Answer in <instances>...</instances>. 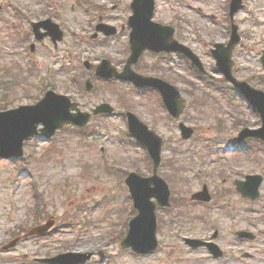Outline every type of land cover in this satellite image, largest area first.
I'll return each mask as SVG.
<instances>
[{"label":"rangeland","instance_id":"374dc122","mask_svg":"<svg viewBox=\"0 0 264 264\" xmlns=\"http://www.w3.org/2000/svg\"><path fill=\"white\" fill-rule=\"evenodd\" d=\"M229 1L156 3L154 19L177 25V37L201 56L219 83L211 85L178 54L146 52L141 58L143 73L161 74L185 94L188 106L181 119L195 129L186 140L154 89L140 91L128 82L98 78H93L96 85L90 92L81 87L103 58L120 70L125 64L131 0H0V110L33 104L48 89L78 101L82 110L92 111L102 101L117 109L111 115H93L88 134L68 125L49 140L42 135L27 140L21 159H0V264H45L34 259L84 250L94 253L86 264H264V183L255 200L243 197L234 184L248 173L264 175V143L237 141L242 128L260 127V116L219 80L223 77L210 51L215 42L228 41ZM49 17L64 31L57 47L49 37L36 40L32 29L33 21ZM236 19L246 34L244 47L234 56L235 70L239 78L264 89V0H247ZM100 22L115 26L117 32L95 35ZM86 60L93 64L91 69ZM122 103L131 104L163 137L159 173L171 190L174 182L177 196L191 199L204 183L214 194L212 202L191 200L179 212L158 209L161 246L149 254L121 244L133 213L122 180L130 171L152 173L145 147L127 137ZM48 219L55 220L49 232L27 235ZM216 229L215 240L226 253L222 258L204 247L192 249L184 240L208 239ZM240 229L255 232L256 239L239 238ZM15 239L16 245L4 249Z\"/></svg>","mask_w":264,"mask_h":264},{"label":"water","instance_id":"95a60500","mask_svg":"<svg viewBox=\"0 0 264 264\" xmlns=\"http://www.w3.org/2000/svg\"><path fill=\"white\" fill-rule=\"evenodd\" d=\"M238 3L239 1L236 0L237 7ZM133 8L135 14L130 18V25L133 27L131 38L133 52L129 59V66L127 67L128 70L130 69V64L138 60L145 48H153L156 50H172L183 48L181 45L171 39L173 35V31L171 29L151 21L154 10V0H135L133 3ZM238 39V35L236 32H234L232 41L230 43V49L233 47L234 43L238 41ZM218 46L221 47V45ZM227 54L230 56L231 51ZM217 58L219 59V64L221 66H224V63H227L228 61L227 57H221L220 55H217ZM105 63L108 64L109 62L105 61ZM230 64L231 62L229 59V67ZM110 73L115 74L116 72ZM108 76H110V74H108ZM117 76H125V74H117ZM237 85L241 86L247 95L253 99L254 103L264 106V94L261 91H256L250 87L247 88L246 83H237ZM161 86L164 88L167 97H169L170 100L171 98H177V101L179 102L180 95L175 91V89L169 88L167 85H163L162 83ZM51 98L58 99L60 96L50 94L35 106H24L20 109H15L0 114V147H6L9 143H12L11 147L13 149V153L21 154L23 153L22 145L24 140L37 132V123L39 121H43L46 124V127L43 128L42 131H45L51 135L54 133L55 129L60 125V123H62V121L69 120V117L59 114L57 116L61 118H58L53 123L49 124V119H51L49 117L56 110L55 104L53 103L54 101ZM66 103L68 106L71 105L68 100ZM84 115L87 117L86 119H88V115ZM79 116H81V114L73 115L72 117ZM78 123L83 122L78 121ZM139 125L141 126V124ZM137 128L138 132L135 133L140 137H143L144 142L149 146L151 154L155 160L156 171L161 160L160 152L162 139L152 131L142 132V126V129L140 127ZM255 131L257 136L264 139V126L263 128ZM190 133L186 135H190ZM128 182L135 196L136 205L140 209V214L132 222V229L125 243L129 244V240L132 238L133 234L139 231V234L142 235V238L140 241L136 240V242L133 243L135 249L140 251H149L151 249H155L158 245L156 237V217L154 213L155 204L150 200V198L155 195L159 197L162 203H167L169 196L168 185L164 183V181L157 174L149 178H143L135 173H132L128 178ZM151 183H155L156 187H151ZM242 183L241 186H246L247 184L245 182ZM250 195L255 196L256 193L252 191ZM198 197L201 199H210L206 188L204 191L200 192ZM46 229L47 227H44L40 231L43 232ZM240 234L242 235L245 233L240 232ZM191 242L194 245H199L201 243V241L198 240H191Z\"/></svg>","mask_w":264,"mask_h":264}]
</instances>
